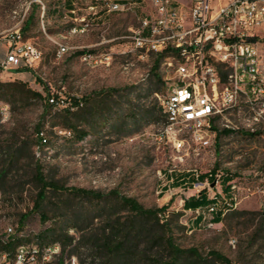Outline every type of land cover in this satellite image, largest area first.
I'll return each instance as SVG.
<instances>
[{"label":"rangeland","instance_id":"374dc122","mask_svg":"<svg viewBox=\"0 0 264 264\" xmlns=\"http://www.w3.org/2000/svg\"><path fill=\"white\" fill-rule=\"evenodd\" d=\"M72 1L70 6L67 0H0V81L26 82L43 96L48 87L59 98L47 114L43 99L25 105L0 99L13 112L11 121L0 126V138L28 141L31 147L10 175L17 186L10 193L13 204L4 205L8 215L18 221L26 213L22 228L28 237L40 238L48 230L42 242L61 241L79 264H105L92 245L110 232L106 225L112 219L129 215L119 205L110 211L117 198L109 195L117 193L150 208L166 205L176 244L197 249L211 264H226L212 260L214 251L231 264H264V192L259 191L264 184V137L222 131L214 145L200 147L182 133L187 140L177 149L165 133L160 108L161 97L174 82L171 59L162 58L153 70L158 53L136 48L132 38L140 19L153 13L152 3L108 12L101 2L92 9L91 0ZM149 33L147 29L145 35ZM17 35L18 45L40 52L33 66H3ZM68 106L71 112L61 110ZM37 165L48 181L63 187L47 189L45 221L42 212L33 210L40 192ZM212 169L240 177V202L233 208L240 212L231 210L222 222L197 226L191 221L197 212L184 209V200L201 191L223 193L209 178L193 180ZM78 189L105 197L91 199L77 194ZM143 237L140 248L152 256L157 247ZM144 263L116 259L113 264Z\"/></svg>","mask_w":264,"mask_h":264},{"label":"built area","instance_id":"2783aa9c","mask_svg":"<svg viewBox=\"0 0 264 264\" xmlns=\"http://www.w3.org/2000/svg\"><path fill=\"white\" fill-rule=\"evenodd\" d=\"M99 1L108 12L143 1L154 6L153 13L140 19L132 38L136 48L170 53L174 82L161 97V105L165 133L177 149L184 147L187 136L200 147L212 146L222 131L264 137V0ZM147 29L149 35H145ZM17 37L3 66H33L40 52L31 45H18ZM12 116L10 104L0 102V126ZM182 133L188 135L181 137ZM221 180L218 170L215 185L222 186ZM240 188L238 177L231 191L234 206L240 202ZM259 191L264 192V184ZM4 205L0 190V264H79L77 256L64 251L61 241L28 237ZM217 209L214 205L210 212Z\"/></svg>","mask_w":264,"mask_h":264},{"label":"trees","instance_id":"16d2710c","mask_svg":"<svg viewBox=\"0 0 264 264\" xmlns=\"http://www.w3.org/2000/svg\"><path fill=\"white\" fill-rule=\"evenodd\" d=\"M68 4L71 6L73 4L72 0H67ZM91 5H99V0H91ZM33 13L27 19V23H31L33 20ZM10 46V43H9ZM170 53L168 51L158 53V60L153 68L157 70L160 65L162 58L168 56ZM48 92L46 96L40 91L32 89L28 86L26 82L16 81L12 82H2L0 81V99L6 97L9 102L15 104L16 102H21L23 105L28 104L30 100L43 99L45 100L44 114L49 113L53 106L59 104V98L55 94H51V90L46 87ZM51 99H54L52 102ZM79 103L75 99V104L77 106ZM71 107H63L61 110L71 112ZM162 110V107H160ZM60 110V109H59ZM136 117V116H135ZM68 127H73L71 123ZM38 130L40 128L38 127ZM76 135L84 137V132L76 133V129H73ZM228 132V131H225ZM42 137H40V142L42 143ZM31 147L28 141H17L15 138H0V190L3 194L5 203L10 202L13 204L14 198L11 197L10 193L14 192L15 187L10 182V175L13 169L20 163L23 153L30 152ZM217 169H212L211 173H205L199 175L195 178L204 180L209 178L212 183L216 179ZM238 177L234 174L222 172V190L223 194L230 197L225 200L222 194L215 193L214 195H208L206 191H201L197 196H192L184 200L183 208L186 210H193V212L199 211L191 221L197 225L202 226L206 224L209 226V222L219 223L225 220L228 211H233V213H238L240 211L235 210L234 204L231 199L232 184ZM35 180L40 185V192L35 201L33 210L42 212L43 201L46 198V191L51 188L55 191H60L63 187L52 181H48L43 173L40 165L36 167ZM77 194L86 196L91 199L102 200L105 195L102 193H92L89 190L78 189ZM109 196H115L117 198V203H115L110 211L114 212L116 206L119 205V211L128 212V216L124 218H115L111 220L109 225H106L110 232L102 237L101 239L94 240L92 247L94 252L98 255H103L105 259V264H113L116 259L120 261L136 262L145 261L150 262V264H211V259L203 258L195 248L182 249L175 241L174 229L171 225V219L168 216L167 211L169 210L166 205L161 207H146L137 201L135 198L123 197L117 193L111 194ZM216 205L218 207L216 212H210V208ZM104 210V207H101ZM106 210V209H105ZM183 213H177L181 215ZM207 215H213L209 218ZM27 217L26 213L22 214L21 218L18 220L20 225L23 226L24 219ZM41 217L45 221L47 215L42 212ZM48 230L40 234L41 241L45 240L48 234ZM52 232V230H51ZM55 232V230L53 231ZM144 235H147L146 239L156 246L152 256L147 255V250L140 248V239H143ZM66 244V243H65ZM154 250V249H153ZM65 251V248H64ZM167 252V255L164 252ZM218 259L226 264H231L230 260L225 256L217 252H212V260Z\"/></svg>","mask_w":264,"mask_h":264},{"label":"water","instance_id":"95a60500","mask_svg":"<svg viewBox=\"0 0 264 264\" xmlns=\"http://www.w3.org/2000/svg\"><path fill=\"white\" fill-rule=\"evenodd\" d=\"M212 184L215 185V181Z\"/></svg>","mask_w":264,"mask_h":264}]
</instances>
